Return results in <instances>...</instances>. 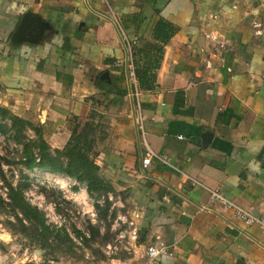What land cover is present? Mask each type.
<instances>
[{
  "label": "crops",
  "instance_id": "1",
  "mask_svg": "<svg viewBox=\"0 0 264 264\" xmlns=\"http://www.w3.org/2000/svg\"><path fill=\"white\" fill-rule=\"evenodd\" d=\"M0 85L14 115H48L54 149L89 133L139 229L120 264H264V233L210 193L264 217V0H0Z\"/></svg>",
  "mask_w": 264,
  "mask_h": 264
},
{
  "label": "rangeland",
  "instance_id": "2",
  "mask_svg": "<svg viewBox=\"0 0 264 264\" xmlns=\"http://www.w3.org/2000/svg\"><path fill=\"white\" fill-rule=\"evenodd\" d=\"M4 88L0 85V107L11 112L13 109L6 106L8 101L2 96ZM35 103L38 106L40 101L36 100ZM29 112L27 122L37 131L42 130L41 132L46 134V121L43 122V119L48 115L45 116L39 106ZM20 117L25 118L24 115ZM72 120L70 117L67 123L70 128L73 127ZM6 123L10 128L11 122L5 121L4 124ZM36 132L26 129L25 134L29 139H37ZM51 148L57 150L52 146ZM97 149L100 148H96L93 153H96ZM0 155L5 158L3 168L14 187L18 188L20 185L27 201L43 212L47 223L57 230L67 231L75 242V245H72L69 241H64L45 251L26 237L13 234L6 223L8 219L13 218L0 213V264H120L134 256L137 244L129 240L128 225L122 220L118 221L122 210L120 207H116L117 216L111 226L100 222L95 201L89 196L86 184L78 183L66 175L27 169L23 164V146L17 143L11 131L4 133L0 130ZM104 171L100 169L101 176L110 183ZM6 193L7 189L0 181V198L6 200ZM119 194L117 191L112 193L114 200L123 198ZM90 224L99 226L101 235L95 239L89 231ZM77 231L92 239L86 244L83 238L77 236ZM103 254L105 258L102 257Z\"/></svg>",
  "mask_w": 264,
  "mask_h": 264
},
{
  "label": "trees",
  "instance_id": "3",
  "mask_svg": "<svg viewBox=\"0 0 264 264\" xmlns=\"http://www.w3.org/2000/svg\"><path fill=\"white\" fill-rule=\"evenodd\" d=\"M156 36L160 38L159 34H156ZM169 38L170 36H165L164 42ZM162 52L160 49V53ZM142 53L141 50L134 51L133 64L140 89L149 91L156 87V76H147V72L150 71L151 67H144V72L140 73L137 58ZM157 68H159V65L156 66ZM101 83L103 82L100 81L99 84ZM5 121L11 122L10 128L7 123L4 124ZM4 129L7 132H13L14 139L23 146V158H25L23 164L27 169H39L44 172L66 175L78 183L86 184L89 196L95 201L98 220L108 227L111 226V222L117 216V210L112 209L113 203L109 200V194L114 193V188L101 176L100 167L90 153L92 144L89 142L88 132L77 133V131H73L64 149L52 150L45 134L41 132L42 130L37 131L31 123L12 114L8 109L0 107V130L5 133ZM26 129L37 131V139L27 138ZM50 134L49 132L47 136H50ZM4 162L5 158L0 155V181L7 189L6 200L8 201L0 198V213L13 218L6 221L10 231L13 234L26 237L35 245L41 246L45 251L64 241H69V243L75 245L73 237L67 231L57 230L47 223L43 212L27 201L20 185L16 188L8 180L3 168ZM89 231L92 233L93 239L101 235L99 226L90 224ZM81 234L80 231H77V236L83 238L86 244L92 239H88L84 237V234ZM102 257L105 258V255L103 254Z\"/></svg>",
  "mask_w": 264,
  "mask_h": 264
},
{
  "label": "built area",
  "instance_id": "4",
  "mask_svg": "<svg viewBox=\"0 0 264 264\" xmlns=\"http://www.w3.org/2000/svg\"><path fill=\"white\" fill-rule=\"evenodd\" d=\"M128 53H129L128 55H130L131 51H129ZM139 123L142 126V123L141 122ZM154 156H155L154 152L150 148H148L145 157L142 160L143 168H147L151 164V161ZM210 193H211L212 202L220 204L223 210L230 214L232 220L248 226H257L264 233V217L257 216L251 213L250 211L241 208L232 200L227 198L225 194H223L220 191L211 190ZM109 200L113 203L112 209H115L117 206L122 207V202L120 200H114L111 194L109 195ZM119 220H122L124 223L128 225V227L130 228V232L128 234L129 240L133 244H137L138 232H139L137 223L134 220L127 218V216L121 212L118 215V221ZM157 255H158V251L155 248L153 247L148 248L147 250L148 257L153 258L156 257Z\"/></svg>",
  "mask_w": 264,
  "mask_h": 264
},
{
  "label": "water",
  "instance_id": "5",
  "mask_svg": "<svg viewBox=\"0 0 264 264\" xmlns=\"http://www.w3.org/2000/svg\"><path fill=\"white\" fill-rule=\"evenodd\" d=\"M29 15H26L23 20L21 21V24L19 25L18 29H17V33L15 35L16 38H21L23 37V34H24V30L28 29L29 28ZM108 77V74L106 73L102 79H107Z\"/></svg>",
  "mask_w": 264,
  "mask_h": 264
}]
</instances>
